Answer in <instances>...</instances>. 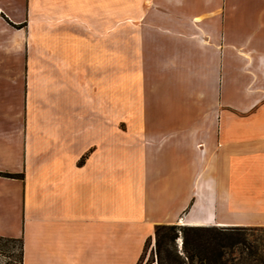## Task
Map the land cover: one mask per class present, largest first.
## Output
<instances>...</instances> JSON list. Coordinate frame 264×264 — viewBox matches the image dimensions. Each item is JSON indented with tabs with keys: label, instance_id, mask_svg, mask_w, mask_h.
Returning a JSON list of instances; mask_svg holds the SVG:
<instances>
[{
	"label": "crops",
	"instance_id": "obj_1",
	"mask_svg": "<svg viewBox=\"0 0 264 264\" xmlns=\"http://www.w3.org/2000/svg\"><path fill=\"white\" fill-rule=\"evenodd\" d=\"M160 225L264 227V0H0V237L146 264Z\"/></svg>",
	"mask_w": 264,
	"mask_h": 264
},
{
	"label": "trees",
	"instance_id": "obj_2",
	"mask_svg": "<svg viewBox=\"0 0 264 264\" xmlns=\"http://www.w3.org/2000/svg\"><path fill=\"white\" fill-rule=\"evenodd\" d=\"M15 177V175H6ZM264 231V227H193L160 225L156 227L157 264H241L228 259V251L241 245H249V236L254 230ZM183 236V254L176 247V240ZM2 242L20 240L0 237ZM20 264H23L24 248ZM164 254V255H163ZM154 263V262H152ZM264 264V259L261 261Z\"/></svg>",
	"mask_w": 264,
	"mask_h": 264
},
{
	"label": "rangeland",
	"instance_id": "obj_3",
	"mask_svg": "<svg viewBox=\"0 0 264 264\" xmlns=\"http://www.w3.org/2000/svg\"><path fill=\"white\" fill-rule=\"evenodd\" d=\"M119 198L110 200L119 212L124 213L128 203L127 183L124 178L118 182ZM109 201V200H108ZM182 226V225H178ZM252 237L249 236V245H241L233 252L228 251L227 258L241 264H261L264 259V231L258 229L252 231ZM183 236L176 240V247L179 253L183 254ZM22 254L21 241L2 242L0 241V264H20ZM164 255V254H163ZM148 262L146 264L157 263L156 237L149 240L146 245L145 255Z\"/></svg>",
	"mask_w": 264,
	"mask_h": 264
}]
</instances>
